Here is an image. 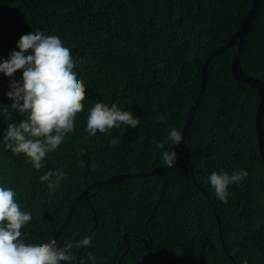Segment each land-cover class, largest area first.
<instances>
[{
  "label": "trees",
  "instance_id": "trees-1",
  "mask_svg": "<svg viewBox=\"0 0 264 264\" xmlns=\"http://www.w3.org/2000/svg\"><path fill=\"white\" fill-rule=\"evenodd\" d=\"M251 5L252 0H0V35L10 38L7 59L19 51L23 34L56 35L80 61L74 71L78 77L82 73L86 86L74 131L36 170L25 154L4 148L8 123H19L26 114L11 109L13 101L6 95L13 80H22V70L12 77L0 72V184L13 188L21 209L32 214L22 229L26 244L52 238L75 198L93 182L162 165V153L170 147L168 133L173 128L182 132L199 94L206 56L230 40ZM5 46L0 37V60ZM234 53L235 46L209 62L185 156L166 171L168 184L155 215L149 219L166 186L162 176L127 177L93 187L89 195L97 226L92 208L82 201L57 240L63 246L92 237L91 247H73L77 259L71 264H118L127 248L125 232L150 234L156 242L151 248L132 242L120 264H264V164L255 127L259 93L233 75ZM240 65L264 81V0L246 34ZM96 101L131 111L139 125L89 135L87 118ZM112 139L116 146H109ZM171 150L178 154L179 145ZM60 169L64 176L50 190L40 177ZM192 169L206 192L195 184ZM214 170L248 173L229 185L227 203L208 182Z\"/></svg>",
  "mask_w": 264,
  "mask_h": 264
},
{
  "label": "clouds",
  "instance_id": "clouds-1",
  "mask_svg": "<svg viewBox=\"0 0 264 264\" xmlns=\"http://www.w3.org/2000/svg\"><path fill=\"white\" fill-rule=\"evenodd\" d=\"M17 47L19 51L10 52L9 59L0 61V72L12 77L17 70H22V80H13L6 95L13 101L11 109L23 116L26 114V119L8 123L4 148L14 155L25 154L28 162L40 170L46 155L59 147L66 134L74 131L77 114L84 109L86 86L82 73L78 77L74 71L80 61L74 60L71 49L64 46L58 36L32 31L20 36ZM29 50L30 54H26ZM121 124L135 128L139 119L131 111L121 110L116 103L109 106L96 101L89 110L86 131L95 136L98 131L106 133ZM182 139V132L175 128L168 133L170 147L162 153L163 166L173 167L177 153L171 149ZM117 144L116 139L109 141V146ZM157 147L163 149L164 145L158 143ZM63 176L62 169L48 171L40 180L55 191ZM247 176L246 170L231 174L214 170L207 179L216 197L227 203L229 185L238 184ZM17 195L13 188L0 184V264H61V261L71 264L77 259L72 253L73 247H91V236L75 244L66 241L63 246H59L56 239L26 244L22 229L32 220V214L21 209ZM88 257L94 260L91 252ZM243 264H248L247 260Z\"/></svg>",
  "mask_w": 264,
  "mask_h": 264
},
{
  "label": "water",
  "instance_id": "water-1",
  "mask_svg": "<svg viewBox=\"0 0 264 264\" xmlns=\"http://www.w3.org/2000/svg\"><path fill=\"white\" fill-rule=\"evenodd\" d=\"M260 3L261 0H252V5L248 10L247 16L245 18V20L243 21V23L237 28V30L234 32V34L232 35V37L230 38V40L223 44V45H219L216 48H214L212 51L209 52V54L206 56L204 62H203V66H202V82H201V86H200V90H199V94L196 98V100L194 101L189 115L187 117V120L183 126L182 129V141L179 144V152L177 154L176 160L174 161V166H176L177 164L180 163V161L182 160V158H184L185 156V152H184V146H185V138L186 135L188 133L189 127L191 125V122L195 116L196 113V109L198 107V105L200 104L205 90H206V86H207V81H208V66H209V62L211 60V58L227 49L232 48L233 46H235V53L233 56V60H232V72L233 75L235 76V78L239 81V82H243L248 84L251 87L257 88L258 93H259V103L257 106V111H256V117H255V127H256V132H257V138H258V144H259V149H260V153L261 156L263 158V164H264V126H263V116H264V81L258 77H254L252 75L247 74L244 69L242 68V66L240 65V53H241V49L246 37V34L249 30V27L251 25V23L253 22L254 18L256 17L259 7H260ZM1 38L6 39V46H5V52H4V58L2 60H6L7 59V54H8V47L10 45V38L8 37L7 34H3L0 35ZM0 60V61H2ZM170 168H168L167 166H158L156 168H154L153 170H150L148 172H142V173H138V172H129V173H125V174H120V175H114L112 177H109L107 179H103V180H97L95 182H93L92 184H90L89 186H87L73 201L65 219L63 220L62 224L60 225V227L58 228V230L56 231V233L54 234V236L48 240L51 239H56L58 240V238L61 236V234L64 232V230L67 228V226L69 225V223L71 222L74 212L78 206V204L82 201H85L91 208H92V212H93V220L95 222V227L98 224V220H99V216L96 212V210L94 209V207L92 206V203L90 201V195L89 192L93 187H101L105 184H113L116 183L118 181L123 180L124 178L127 177H140V176H144V175H159L162 176L165 181H166V186L163 189L160 198L156 204V206L154 207V210L152 211L150 218H152L155 215V212L158 209V206L161 203V199L166 191L167 188V184H168V179L166 176V171L169 170ZM192 177L194 179V182L197 186L201 185L197 182V180L195 179V175L192 169ZM202 191L206 192V189L204 187H201ZM216 220L218 222V228H219V233L221 235V240L224 246V250L227 251L226 246H225V239L222 235V219L219 216V214L216 212ZM46 240V241H48ZM45 242V241H43ZM43 242H40L38 244H42ZM127 245H129V242L127 240ZM82 249L80 250L79 253H81ZM128 251V249L125 250V252L123 253V255L120 257L119 259V263L122 261L123 256L125 255V253ZM231 258H233L230 255Z\"/></svg>",
  "mask_w": 264,
  "mask_h": 264
},
{
  "label": "flooded vegetation",
  "instance_id": "flooded-vegetation-1",
  "mask_svg": "<svg viewBox=\"0 0 264 264\" xmlns=\"http://www.w3.org/2000/svg\"><path fill=\"white\" fill-rule=\"evenodd\" d=\"M123 237H124L125 243L127 242V240L129 242V245H127V243H126L127 248H125L124 251H123V253H124L125 250L128 249V251L125 253V255L129 254L132 251V249H131L132 242H137V241L145 242V244L147 245L148 248L153 247L154 243L156 242V239L153 236H151L150 234L149 235H139V234H136V233L125 232ZM131 238L133 240H131ZM123 253L120 256H122ZM124 256H123V258H124ZM108 259H112V258L109 257ZM104 264H106V263H104ZM109 264H111V263H109Z\"/></svg>",
  "mask_w": 264,
  "mask_h": 264
}]
</instances>
